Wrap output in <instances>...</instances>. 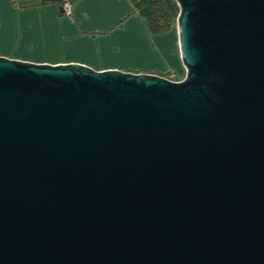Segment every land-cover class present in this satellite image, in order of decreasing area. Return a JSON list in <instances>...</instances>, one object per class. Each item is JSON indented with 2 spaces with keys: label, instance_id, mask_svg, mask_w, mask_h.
I'll return each mask as SVG.
<instances>
[{
  "label": "water",
  "instance_id": "obj_1",
  "mask_svg": "<svg viewBox=\"0 0 264 264\" xmlns=\"http://www.w3.org/2000/svg\"><path fill=\"white\" fill-rule=\"evenodd\" d=\"M185 76L0 57V264H264V0H173Z\"/></svg>",
  "mask_w": 264,
  "mask_h": 264
},
{
  "label": "crops",
  "instance_id": "obj_2",
  "mask_svg": "<svg viewBox=\"0 0 264 264\" xmlns=\"http://www.w3.org/2000/svg\"><path fill=\"white\" fill-rule=\"evenodd\" d=\"M62 1L0 0V57L184 78L176 22L150 33L144 19L150 0H73L71 17ZM164 1L176 18L177 3Z\"/></svg>",
  "mask_w": 264,
  "mask_h": 264
},
{
  "label": "trees",
  "instance_id": "obj_3",
  "mask_svg": "<svg viewBox=\"0 0 264 264\" xmlns=\"http://www.w3.org/2000/svg\"><path fill=\"white\" fill-rule=\"evenodd\" d=\"M72 1L70 0L71 3ZM144 19L149 32L158 34L170 30L176 18L171 14L164 0H150L146 3ZM163 77L168 78V75Z\"/></svg>",
  "mask_w": 264,
  "mask_h": 264
},
{
  "label": "built area",
  "instance_id": "obj_4",
  "mask_svg": "<svg viewBox=\"0 0 264 264\" xmlns=\"http://www.w3.org/2000/svg\"><path fill=\"white\" fill-rule=\"evenodd\" d=\"M71 7H72V5H71L70 0H63L62 1L61 10H62L64 15L71 17ZM168 79L173 81L171 77Z\"/></svg>",
  "mask_w": 264,
  "mask_h": 264
},
{
  "label": "rangeland",
  "instance_id": "obj_5",
  "mask_svg": "<svg viewBox=\"0 0 264 264\" xmlns=\"http://www.w3.org/2000/svg\"><path fill=\"white\" fill-rule=\"evenodd\" d=\"M172 78V77H171Z\"/></svg>",
  "mask_w": 264,
  "mask_h": 264
}]
</instances>
